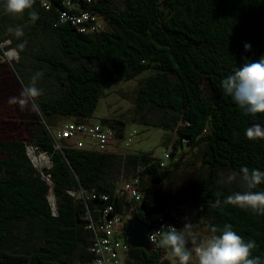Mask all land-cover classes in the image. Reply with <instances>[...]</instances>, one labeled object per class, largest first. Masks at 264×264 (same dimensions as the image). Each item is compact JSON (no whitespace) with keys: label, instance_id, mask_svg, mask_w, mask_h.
Instances as JSON below:
<instances>
[{"label":"trees","instance_id":"1","mask_svg":"<svg viewBox=\"0 0 264 264\" xmlns=\"http://www.w3.org/2000/svg\"><path fill=\"white\" fill-rule=\"evenodd\" d=\"M4 5L0 0V41L10 40L9 47L18 52L12 68L20 83L29 85L43 72L36 82L43 90L35 101L39 108L25 130L29 144L47 153L52 167L44 174L36 169L20 138L0 142V264H91L95 256L88 214L99 221L110 205L114 213L125 214L130 204L113 194L121 181L133 178L139 179L143 195L134 216L146 220L165 215L179 229V218L170 214H179V206L155 187L172 180L169 164L152 153L121 152L116 145L111 153H100L88 147L87 138L82 139L84 148L66 140L57 148L61 119L90 124L106 87L145 73L150 75L137 89L135 113L145 116L156 110L159 122L145 120V125L174 132V149L203 154L207 170L191 185V205L201 210L210 229L231 225L246 242L254 240L252 255L264 264V215L225 204L228 195L247 189L220 182L226 171L241 176L243 167L264 171V139L249 140L245 134L253 124H264V114L246 115L221 87L233 69L264 56V0L81 2L82 11L102 19L103 29L96 34H81L61 23L60 11H77L58 0L50 10L36 0L35 22L27 11L23 16L6 14ZM15 27L22 28V37L9 31ZM100 123L115 131L116 140L124 138L125 120L102 118ZM43 175L51 177L53 189ZM51 190L57 214L49 203ZM254 191H264V182ZM101 195L110 198L105 201ZM163 258L162 249L130 248L124 264H166Z\"/></svg>","mask_w":264,"mask_h":264},{"label":"rangeland","instance_id":"2","mask_svg":"<svg viewBox=\"0 0 264 264\" xmlns=\"http://www.w3.org/2000/svg\"><path fill=\"white\" fill-rule=\"evenodd\" d=\"M257 32H259L258 29L253 31L251 35H248L247 38H253ZM149 75V73H145L133 80L116 82L106 87L97 110L90 121L91 123H100L102 118L125 120L127 125L124 138L122 140L115 139L111 143L112 146H110L114 147L116 145L121 152L152 153L154 157L159 159H162L166 153L170 155L166 164H169L174 170L172 180L165 185H155V187L159 192L170 195L173 198L176 206H179V229L183 228L186 222L191 223V231L195 234L198 244L212 235L211 229L208 226V220L202 215L200 209L194 208L191 205L190 197L192 183L202 177L207 170L202 162L203 154L199 149H186L182 151L181 148H178L176 150L173 145L178 137L174 132L145 125V120L149 121L150 124L159 122L160 114L156 110L150 109V111L145 113V116H139L135 113L134 98L137 89ZM204 86L206 96H211L212 91L208 85ZM22 88L23 86L12 66L0 64V142L12 138H20L27 143L28 148L31 145L28 142L25 127L31 123V118L36 115L37 111L31 108V104L21 110L19 105H10L8 103L10 97L19 96ZM65 121V119H61L56 128L60 127ZM260 125L264 126V124ZM132 135H134V138L130 140L129 137ZM29 152L30 149L28 148ZM232 174L233 172L226 171L222 175L220 182L230 184L234 187H239L244 184L242 176L239 174H235L233 179H229ZM189 247L195 248L196 245L190 244ZM163 253L164 263H179L178 259L172 255L170 250L164 249ZM190 262L192 264H198V258L195 252H193V259Z\"/></svg>","mask_w":264,"mask_h":264},{"label":"clouds","instance_id":"3","mask_svg":"<svg viewBox=\"0 0 264 264\" xmlns=\"http://www.w3.org/2000/svg\"><path fill=\"white\" fill-rule=\"evenodd\" d=\"M35 2L36 0H5L4 11L14 16H23L27 11L29 19L35 22L39 19L38 12L33 10ZM9 31L17 38L24 35L20 27L10 28ZM244 48L248 51L251 45L245 44ZM42 76L43 72L38 71L30 84L22 88L19 96L10 97L8 103L19 105L21 110L31 104L33 110H38L39 106L35 101L43 94V90L36 86V82ZM221 87L246 115L255 117L257 114H264V56L255 62L246 61L242 67L233 69V73L221 81ZM245 134L249 140L264 139V126L253 124L246 129ZM240 172L247 190L228 195L224 203L264 215V191H254L264 182V171L243 167ZM234 177L235 173L229 179ZM216 203L219 204L220 201ZM191 229L192 224L189 222L181 229L162 226L160 230L150 234L149 239L157 242L156 237L159 236L158 246L170 250L179 264H190L193 252L196 253L198 264H261L260 258L252 255V250L257 247L256 242L251 239L246 242L244 237L232 230L231 225H225L222 229L212 227V235L198 244ZM190 244L196 247L191 248Z\"/></svg>","mask_w":264,"mask_h":264},{"label":"built area","instance_id":"4","mask_svg":"<svg viewBox=\"0 0 264 264\" xmlns=\"http://www.w3.org/2000/svg\"><path fill=\"white\" fill-rule=\"evenodd\" d=\"M41 6L45 10H50L53 0H40ZM62 6L69 8L71 11L76 10L77 13L68 14L65 11H60V22L70 23L76 28L77 32L81 34H96L103 29L102 19L100 16L93 12L82 11L81 2L92 5L98 0H58ZM11 41H0V64L13 65L18 62L19 55L16 49L10 48ZM57 148H61V142L74 141L78 148H84L85 142L83 138L89 140L90 149L98 151L100 153H111V143L116 139L115 131L107 126H103L101 123L90 124H77L72 121H65L56 132ZM134 135L130 136L132 140ZM170 155L166 153L162 160L165 164ZM84 193L79 196L84 197ZM90 196V195H89ZM87 197V199L89 198ZM96 194H92V199L96 198ZM102 199L108 201L109 195H101ZM113 197L121 199L124 198L130 205L128 211L124 214L114 213V206H108L103 216L99 221H93L91 215H89V229L93 232V245L91 251L95 258L91 264H124V258L131 248L125 238V225L132 219L134 214L138 211L137 206L142 203L143 195L140 189V183L138 178H133L129 181H121L119 188H117L113 194ZM177 210V209H176ZM178 212V210H177ZM171 216L177 217L178 214L172 210ZM165 215H152L148 216L146 221L152 228L151 234L160 230L162 226H174L172 220H164ZM178 229V227H176ZM159 236L156 237L158 242ZM152 246V250L159 251L164 248L158 246L157 242H153L149 239ZM164 261V258H163Z\"/></svg>","mask_w":264,"mask_h":264},{"label":"water","instance_id":"5","mask_svg":"<svg viewBox=\"0 0 264 264\" xmlns=\"http://www.w3.org/2000/svg\"><path fill=\"white\" fill-rule=\"evenodd\" d=\"M27 156L29 157L28 152H27ZM50 162H51L50 167L41 171L42 174H44L48 169H50L52 167L51 159H50ZM49 177L50 176L43 175V179H45L48 184H49V182H48L47 178H49ZM51 188L53 189V186ZM48 199H49V203L52 207L53 213L57 214V207H56L55 199H54V201H51L49 196H48ZM151 232H152L151 226L146 221L135 216L132 219H130L126 224L125 238H126V241L130 245L131 248L143 249L147 252H150L152 250V246L149 242V235L151 234Z\"/></svg>","mask_w":264,"mask_h":264},{"label":"bare ground","instance_id":"6","mask_svg":"<svg viewBox=\"0 0 264 264\" xmlns=\"http://www.w3.org/2000/svg\"><path fill=\"white\" fill-rule=\"evenodd\" d=\"M29 149H30V152L28 154H29V157L33 165L40 171L47 169L49 165L51 164L49 156L46 153L37 151V149H35L33 146L29 147ZM47 179H48L49 184L52 186L51 178L49 177ZM50 194H51V198H50L51 201H54L55 197H54L52 190L50 191Z\"/></svg>","mask_w":264,"mask_h":264}]
</instances>
